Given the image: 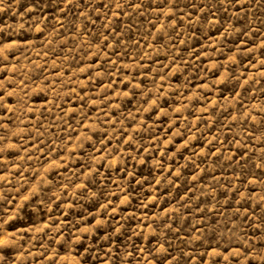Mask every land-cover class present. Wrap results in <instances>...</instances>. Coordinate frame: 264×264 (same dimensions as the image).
<instances>
[{
	"label": "rangeland",
	"instance_id": "374dc122",
	"mask_svg": "<svg viewBox=\"0 0 264 264\" xmlns=\"http://www.w3.org/2000/svg\"><path fill=\"white\" fill-rule=\"evenodd\" d=\"M0 264H264V0H0Z\"/></svg>",
	"mask_w": 264,
	"mask_h": 264
}]
</instances>
